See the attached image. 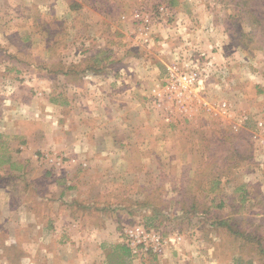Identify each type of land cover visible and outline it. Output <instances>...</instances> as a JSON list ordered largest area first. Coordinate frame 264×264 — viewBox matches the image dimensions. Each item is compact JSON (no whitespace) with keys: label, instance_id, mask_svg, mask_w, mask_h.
<instances>
[{"label":"rangeland","instance_id":"rangeland-1","mask_svg":"<svg viewBox=\"0 0 264 264\" xmlns=\"http://www.w3.org/2000/svg\"><path fill=\"white\" fill-rule=\"evenodd\" d=\"M45 1L0 0V264H264V0Z\"/></svg>","mask_w":264,"mask_h":264},{"label":"crops","instance_id":"crops-1","mask_svg":"<svg viewBox=\"0 0 264 264\" xmlns=\"http://www.w3.org/2000/svg\"><path fill=\"white\" fill-rule=\"evenodd\" d=\"M88 2H91V3H95L97 0H87ZM80 3H82V1L80 2V1H78V0H46L45 1V5L44 6H40L39 4H38V6H37V9L39 10L40 9V13H42V14H44L43 12H42V8H44V9H46V10H49V12H53V10H54V7H57V6H62L63 8H65V12H66V15L68 16V17H73V15H74V13H75V8H81L80 7ZM27 4H29V3H25L24 2V4H23V6H21L20 5V0H19V10L21 11V8L22 9H24L25 7H26V5ZM42 7V8H41ZM4 11V10H3ZM1 12L2 11H0V14H1ZM99 13V12H98ZM6 16V15H5ZM24 18H26V15H22ZM8 27H11V26H8ZM8 27H2L1 29H0V41L1 40H3V43H4V47L5 48H9L10 50H12L11 49V46H9V41H11L12 39H14V38H16L15 36H17V38L18 39H20L19 37L21 36V33H22V28H18V29H15V30H11L10 28H8ZM97 29H99V28H97ZM97 33H98V35H100V34H102V35H100V38H102L103 36H104V34H103V31L102 30H97ZM16 34H18V35H16ZM8 41V42H7ZM10 43H12V41L10 42ZM101 44H99V46H100ZM8 46V47H7ZM92 47V46H91ZM102 47H105V48H103V49H105V51H106V46H102ZM97 51H101V50H99V48H98V50ZM100 64H101V62H100ZM103 66H105V63L104 62H102V64L100 65V67H103ZM153 70H152V72H157V70L159 71V69L153 64ZM114 113V112H113ZM86 114H89L90 116H92L91 118H90V123H88V125H91V124H94L95 122H97V120H99V121H102L104 118H105V115L103 114V113H101V114H99V112H97L96 110H90V111H88V112H86ZM101 115L100 117H98L97 115ZM111 125L113 124V123H111V122H109ZM99 124H101V123H99ZM103 124V123H102ZM118 124H120V123H118ZM91 129L89 130V132H87V133H91ZM91 139V137L89 138V140ZM1 170L2 169H0V173H4L5 171L6 172H8L9 171V169H6V168H4L3 170H4V172H3V170H2V172H1ZM5 221V220H4ZM121 246V244L119 245V244H117L116 245V247H119V248H121L120 247ZM122 249V248H121ZM124 250V249H123ZM126 251V250H125ZM128 252V251H127Z\"/></svg>","mask_w":264,"mask_h":264},{"label":"built area","instance_id":"built-area-1","mask_svg":"<svg viewBox=\"0 0 264 264\" xmlns=\"http://www.w3.org/2000/svg\"><path fill=\"white\" fill-rule=\"evenodd\" d=\"M181 76H183V77L181 78ZM169 78L171 81H174V79H176L179 82H181L182 80H186V79H188L189 81L193 80V76H190L189 78H187V76H185L184 74H180V75L176 74V72L171 70L170 68H169Z\"/></svg>","mask_w":264,"mask_h":264},{"label":"trees","instance_id":"trees-1","mask_svg":"<svg viewBox=\"0 0 264 264\" xmlns=\"http://www.w3.org/2000/svg\"><path fill=\"white\" fill-rule=\"evenodd\" d=\"M218 176H219V173L216 172V175L211 179V181L214 182V183H218ZM120 247H121L122 249L126 250V251H129V250H128V247L125 246V245H121Z\"/></svg>","mask_w":264,"mask_h":264}]
</instances>
